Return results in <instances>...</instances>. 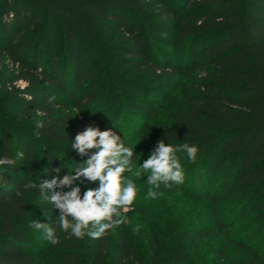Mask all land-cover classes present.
<instances>
[{
  "label": "trees",
  "instance_id": "obj_1",
  "mask_svg": "<svg viewBox=\"0 0 264 264\" xmlns=\"http://www.w3.org/2000/svg\"><path fill=\"white\" fill-rule=\"evenodd\" d=\"M30 28L34 41L24 34ZM0 35V49L23 69L17 79L28 82L14 93L0 88V158L25 154L0 166V264H264V252L251 244L264 231V0H0ZM38 43L47 47L43 71L30 56ZM119 95L145 117L137 129L148 150L161 139L195 144L204 159L198 182L221 174L217 191L153 190L212 207L230 199L240 209L232 218L214 214L213 227L197 230L163 211L164 231L153 225L138 240L126 221L97 239L60 230L59 242L46 240L47 256L36 262L29 224H53L59 215L38 190L24 187L39 184L36 155H43L46 180L59 155L76 168L88 156L71 141L89 124L117 131L105 112L121 106ZM9 109L14 119L4 115ZM37 121L44 125L39 136ZM176 155L180 162L187 156ZM236 217L257 226L245 231Z\"/></svg>",
  "mask_w": 264,
  "mask_h": 264
},
{
  "label": "clouds",
  "instance_id": "obj_2",
  "mask_svg": "<svg viewBox=\"0 0 264 264\" xmlns=\"http://www.w3.org/2000/svg\"><path fill=\"white\" fill-rule=\"evenodd\" d=\"M54 97L50 98L51 102ZM43 122H36L35 135L39 136V129ZM71 149L80 156H88L81 164L76 165L74 171L60 177L61 168L52 169L55 173L52 179L41 180L39 184L31 181L24 185L25 189L38 190L42 199L59 210L53 224L42 223L38 220L30 222L29 227L42 232L43 238L52 245L59 242L58 231L71 233L77 238L85 235L97 239L114 226L125 222L121 211L127 212L134 203L137 188L130 176L133 150L125 146L124 138L114 130H100L99 126L89 124L85 130L78 132L71 141ZM95 149L94 152L89 150ZM195 144L183 143L173 147L165 144L161 139L157 142L154 151L148 159L140 164L136 171L137 177L146 176V182L152 185L148 197L157 198V191L161 184L165 186L180 185L184 181V172L177 153L185 152L189 162H195L198 154ZM24 152L18 151L14 158L5 156L0 158V166H14L18 160L24 159ZM49 171H45L47 174ZM75 173V174H73ZM85 178L87 181H99L96 189H87L81 196L80 187H72L73 182ZM70 188V191L57 189ZM120 217L113 219V217Z\"/></svg>",
  "mask_w": 264,
  "mask_h": 264
},
{
  "label": "rangeland",
  "instance_id": "obj_3",
  "mask_svg": "<svg viewBox=\"0 0 264 264\" xmlns=\"http://www.w3.org/2000/svg\"><path fill=\"white\" fill-rule=\"evenodd\" d=\"M11 19V16L8 18ZM33 28H30L28 31H26L24 34L28 35L31 41L36 40V34L37 32H33ZM2 37L0 35V41H1V47H5L3 44V41L1 40ZM55 37L53 38L54 47H56V41ZM29 40V41H30ZM58 47V46H57ZM56 47V48H57ZM47 51V47H45L42 43L37 44L36 51L33 52L30 56L32 61L36 62L38 67L37 71H43V67L41 63H43L45 55L44 53ZM32 63V62H31ZM41 68V69H40ZM23 69L19 62H15L11 60L6 53H4L3 49H0V88L5 90L6 92H15V90H21L28 86V82L23 79H17L18 76L24 72H22ZM158 95L155 93V96ZM1 96V94H0ZM27 99L29 97H26ZM119 100L121 101V106H118L117 109H111L107 110L105 112V115L107 118L112 119L113 126L117 129V131L121 134H123L126 137L128 146L133 150V158H132V164H131V173H124V176H127L129 174H134L135 184L137 188V194L134 203L131 205V208L126 213L121 211V217L125 219V221L128 223V228L132 235L135 237V239H139L138 235L140 234L144 235L146 230L150 227L156 226L160 230V233L164 231V228L162 227L163 220L159 219V214H163V211H165V214L169 215L170 213L177 212V215L180 216V218L183 220V223L187 228L192 229H201V228H210L213 227L212 224L214 222L215 217L218 218H232L234 215L238 213V210L240 209L239 204L230 203V199H225L224 201H221L218 206L212 207L208 202H188L184 203L182 201V198L180 197L181 193L178 191H170L169 188L160 189L157 191L158 195L157 198L152 199L148 197L147 192L149 188L152 187V185H149L146 182L147 177L141 176L137 177L135 175L136 171L139 170L140 164H143L144 160L148 159L151 155V151L146 148V145L144 144V141L139 138V130L137 129V124L141 120H145V117L141 114L139 116L138 113H134L133 106L134 104L128 100L127 95H119ZM158 101V100H157ZM2 103V102H0ZM3 107V106H2ZM101 110V109H100ZM14 111L12 109H9L8 111H4V115L10 119H14ZM114 113V116H113ZM42 154H40V151H38L36 155V162H35V174L36 178L38 179V183L41 180H46V174L45 169L46 165L42 163ZM43 156V155H42ZM60 161L58 167L61 168L60 177L63 178L64 175L68 174L69 172H72L75 170L74 164L64 158L62 155H59ZM83 162V160H82ZM204 163V159L202 156H197L195 162H189L187 156L183 157L181 160V166L182 170L184 172V181L179 186L189 189L191 191H195L197 193L205 192V191H217L220 190L222 187H217V184L220 180V175L218 173H213L211 182L205 183V180H201L198 182L197 180V174L198 169H200V164ZM226 163H223L220 166V170H225L227 168ZM75 174V173H73ZM203 175V174H202ZM204 176V175H203ZM131 178V177H130ZM204 186V187H203ZM72 187H80L81 189V196H83L84 192L89 189H96L95 187L84 183L82 179H78L73 182ZM218 188V189H217ZM58 191H70V188L65 187L64 189H57ZM226 202H229L226 203ZM228 204V205H227ZM235 205L233 207V205ZM138 207V208H137ZM139 207L146 208L147 211L143 214L139 210ZM216 209V213L214 210ZM130 213L129 216L124 217L122 215H125L127 213ZM258 212L254 213L257 214ZM215 214V217H213ZM236 225L242 226L250 232V229L253 228V226H257V223L252 222V220H243L241 218L236 217L234 220ZM253 223V224H252ZM264 228V227H262ZM145 231V232H144ZM144 233V234H143ZM165 237L163 236V239ZM35 239V240H34ZM251 244L258 248L261 252H264V231L260 232L258 239L254 240ZM30 247L32 248L33 256L36 260V262L41 261L42 258H44L47 255H42L46 251V240L43 238L42 232L34 230V237L32 241L29 243ZM208 250V249H205ZM139 252L141 255L146 256L145 251H143L142 248L139 249ZM206 253V251L203 250V253ZM202 253V254H203ZM205 255V254H203Z\"/></svg>",
  "mask_w": 264,
  "mask_h": 264
}]
</instances>
